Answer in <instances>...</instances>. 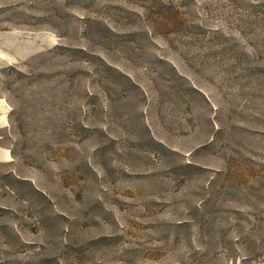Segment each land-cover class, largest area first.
Masks as SVG:
<instances>
[{"label":"rangeland","instance_id":"obj_1","mask_svg":"<svg viewBox=\"0 0 264 264\" xmlns=\"http://www.w3.org/2000/svg\"><path fill=\"white\" fill-rule=\"evenodd\" d=\"M0 264H264V0H0Z\"/></svg>","mask_w":264,"mask_h":264}]
</instances>
